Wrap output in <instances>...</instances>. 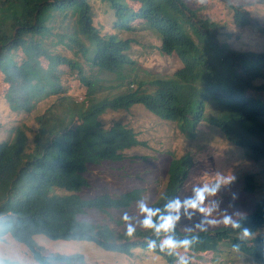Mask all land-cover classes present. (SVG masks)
<instances>
[{
  "label": "trees",
  "instance_id": "obj_1",
  "mask_svg": "<svg viewBox=\"0 0 264 264\" xmlns=\"http://www.w3.org/2000/svg\"><path fill=\"white\" fill-rule=\"evenodd\" d=\"M261 4L264 0H0V129L9 128L0 141V242L9 237L23 245L31 255L25 264H88L79 254L51 252L39 237L126 253L128 224L142 220L137 204L146 196L143 189L113 194L115 183L126 186L132 178L106 167L124 169L128 159L144 160L128 155L140 141L120 116L134 105L175 123L187 141L209 125L253 160H264V105L248 95L263 88L255 85L259 69L250 65L264 63V51L239 43L209 12L223 6L233 11L236 27L247 24L263 36L249 11ZM98 12L112 21L97 20ZM147 35L152 39L145 44L140 37ZM134 47L142 48L139 59ZM161 54L176 57L178 68L172 75L148 73L145 87L138 80L140 63L150 65ZM109 113L116 117L106 122ZM27 121L36 122L35 131ZM192 167L189 154L169 161L162 196L150 206L176 198ZM127 168L135 182L139 174L146 177L132 163ZM105 219L117 231L107 230ZM241 220L256 233L264 225V202ZM175 234L198 236L195 253L240 242L226 227L196 233L176 228ZM133 235L134 244L147 240L146 246L162 238L143 227ZM153 251L177 264V256L159 247ZM240 251L248 262L264 263V240L256 236L241 243ZM0 264L24 263L0 256Z\"/></svg>",
  "mask_w": 264,
  "mask_h": 264
},
{
  "label": "rangeland",
  "instance_id": "obj_2",
  "mask_svg": "<svg viewBox=\"0 0 264 264\" xmlns=\"http://www.w3.org/2000/svg\"><path fill=\"white\" fill-rule=\"evenodd\" d=\"M133 6L136 9L138 8V5L134 4ZM249 11L251 16L259 21L260 28L264 33V4L256 5ZM209 12L215 22H218L220 25L222 24L226 31L234 33V35L237 36L239 43H245L247 46L251 43H255L251 47V50L258 53L261 49L264 51V35L262 36L254 33L255 29L247 24L240 28L236 27L233 21V11L231 12L223 6L218 5L210 8ZM97 16L96 19L99 21L106 23L112 21L110 17L103 15L101 12H98ZM139 34L140 32L135 34V36L137 37ZM140 39H142L145 44H148L152 37L147 35L141 36ZM230 40H232V38L224 39L226 42ZM236 40L234 41L235 44ZM154 41L159 45V40ZM133 50H135V52H132L133 56L139 59L142 48L134 47ZM140 66L143 70L142 73L138 74V80H145V87H148L147 81L150 80L148 73L172 75L178 68L176 57H169L163 54H161L160 57L152 59L150 65H143L140 63ZM250 69H259L261 77L256 81L255 85L258 87L262 86L263 88L257 93L255 92L252 94V92H249L248 95L254 97L256 101L264 105V63L253 61L250 65ZM75 94L78 95L77 93ZM48 105L49 103H42V111ZM213 107L214 106L208 107L207 111L210 112ZM120 116L124 120V123L134 129L140 141L139 146L130 150L128 155L144 159H128L125 165L128 164L129 166L130 163H132L138 172L141 170L142 173H146V177L141 179L139 174L138 180L135 182L132 174H127L126 169H128V166L124 169H119V166L116 165H114L113 168H110L111 166L106 167L107 171L110 170L109 172H115L118 176L132 178L127 180L126 186L115 183L114 191L118 192L113 194H119L128 190L143 189L144 196H146V200L144 198V201H147L150 206L162 196L161 191L167 179L165 167L168 166L169 161L189 154L193 158L194 165L189 173L188 182L184 185L185 187L183 186L184 188L181 189L177 198L183 200L189 196L192 187L199 183L205 175L211 176L216 172H220L235 177L232 184L223 188L218 193L217 199L221 200V211L227 210L229 214L235 212L243 213L244 216L242 217L250 216L256 212L258 205L264 202V160H253L246 150L237 148L230 143L218 128L205 125L206 132H198L194 140L187 141L180 134L175 123L171 124L164 121L157 115L147 112L142 106L134 105L129 111L122 113ZM115 117V113H109L103 118L106 122H109L111 119H115ZM17 123L21 122L17 121ZM13 124L12 121L10 126ZM27 126L34 131L37 128L35 121H27ZM8 129L9 128H6L5 125L0 129V141L7 138V135H4L2 131L7 132ZM29 135H32V133H29ZM115 168L117 169L115 170ZM124 170L126 172H123ZM248 176H253V180H247L246 178ZM250 188L252 190H250ZM234 196L235 199H233ZM123 215L125 216L126 213ZM242 217L237 218L241 219ZM215 218L219 219L220 217L217 214ZM200 220L201 217L199 215H196L192 220L182 218L177 225V229L180 232H200L195 228V225L198 224ZM97 223L100 224L99 222ZM105 223L108 225L106 226L107 230L117 231V228L113 227L109 220H106ZM135 224L137 228H141L139 218L136 219ZM223 227L222 224H219L214 227H208L206 231H215ZM254 234L256 237L264 238V225L259 227ZM38 239L40 243L48 247L51 252H59L64 255L79 254L85 258L88 264H168L164 258L156 254L148 245L146 246L147 243H142L147 242V240H141L140 244H134V241H138L136 235L130 237L131 240L127 243L129 248L124 254L105 251L97 244L90 242L53 241L49 243L45 238L39 237ZM220 244L221 246H219L218 250V252H220L219 254L214 255L213 253H207L202 256L199 255L194 258L193 262L195 264H263L256 260L248 262L243 258L245 254L241 251H234L229 241L221 242ZM181 254H183L182 250ZM0 256L24 264L31 260V255L26 248L11 240L9 237H6L5 242H0ZM54 264L70 263L55 262Z\"/></svg>",
  "mask_w": 264,
  "mask_h": 264
},
{
  "label": "clouds",
  "instance_id": "obj_3",
  "mask_svg": "<svg viewBox=\"0 0 264 264\" xmlns=\"http://www.w3.org/2000/svg\"><path fill=\"white\" fill-rule=\"evenodd\" d=\"M163 120L165 121V119ZM166 122L169 121L166 120ZM234 180L235 177L232 175H225L223 173L216 172L214 175H205L202 177L200 182L192 187L191 194L183 200L177 198L180 194L179 193L176 198L167 199L162 207L149 206V203L144 200L138 201L137 207L143 217L140 221V226L148 231H151L157 238L162 237L159 239L158 244L157 240H149V248L156 249L159 247L160 252L167 253L170 256H177V264H195L193 261L196 256H202L207 253H213L214 255L219 254L220 252H218V250L221 244H219L214 250L195 253L192 252L191 249L198 242V236L194 235L183 239H178L176 237V228L182 218L192 220L196 215H199L201 220L195 225V228L199 231H206L208 227H214L222 224L224 227L231 228L233 231L237 232L240 242L233 245V250L239 252L241 243L253 240L255 234L249 227L243 225L241 219L237 218L244 216L243 213L235 212L229 214L227 210L221 211V200L217 199L218 193L223 188L232 184ZM186 183L184 185H186ZM233 199H235V196ZM217 214L220 217L219 219L215 218ZM125 219L128 220L130 218L125 216ZM135 231L136 226L129 223L128 235H133ZM184 233H193V231ZM257 238L264 240V238ZM261 245L263 246V244ZM181 250L183 251V254H181ZM255 260L262 262L257 258H255Z\"/></svg>",
  "mask_w": 264,
  "mask_h": 264
}]
</instances>
